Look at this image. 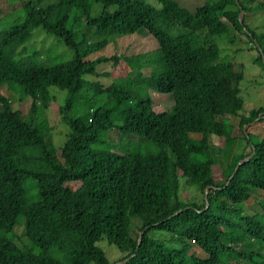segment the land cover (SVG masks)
<instances>
[{"label":"trees","instance_id":"trees-1","mask_svg":"<svg viewBox=\"0 0 264 264\" xmlns=\"http://www.w3.org/2000/svg\"><path fill=\"white\" fill-rule=\"evenodd\" d=\"M45 1L25 0L22 20L0 29V86L29 99L22 113L0 92V264H264V215L242 214L250 194L264 190V137L241 131L264 122V108L238 114L242 66L209 52L214 36L234 31L261 64L264 33L248 30L237 13L264 9V0L204 1L192 12L175 0H155L158 8L144 0ZM38 27L62 42L67 58L25 53ZM138 29L155 44L153 68L101 85L94 65L106 59L84 58L108 37ZM142 57L127 63L140 68ZM49 89L62 93L66 132L57 154L44 116ZM143 89L170 95L171 135ZM232 117L247 151L232 154L217 176L211 137L233 141L222 126ZM131 124L145 130L147 150L128 137ZM180 181L202 196L208 186L200 204L177 199ZM101 240L122 256L108 262Z\"/></svg>","mask_w":264,"mask_h":264},{"label":"rangeland","instance_id":"rangeland-1","mask_svg":"<svg viewBox=\"0 0 264 264\" xmlns=\"http://www.w3.org/2000/svg\"><path fill=\"white\" fill-rule=\"evenodd\" d=\"M25 0H0V29H5L15 21H20L23 18L21 5ZM146 3L154 8H158V4L155 0H144ZM180 7L186 8L192 12L201 2H211L213 0H175ZM51 2L50 0L43 2ZM46 6V5H44ZM228 8H233L228 6ZM240 19H243L245 27L255 34L264 33V9H254L249 13H242ZM232 35H218L214 36L213 46L209 49V52L213 55L218 53L235 55L236 58L241 60L242 66V78L238 82V95L242 101L241 109L238 114L241 116L247 115L251 108H264V65L256 63L254 60L251 63L248 58L255 59L256 53L252 48V44L243 35H239L236 32H232ZM233 44L231 46L230 44ZM23 48L25 53L30 54L33 51L39 53L38 58L45 60L44 55L46 53L58 58L65 59L68 57L69 52L65 49L64 45L59 39H56L50 34H46L41 28H36L32 31L28 39L23 42ZM231 47L233 49L231 50ZM155 44L148 34L141 29L136 30L131 35L127 36H116L112 35L108 37L103 47L94 53L89 54L84 60H92L96 57H102L106 59V62L95 64L94 69L99 73H104L100 77H96L101 85L106 86L113 79L118 77L133 76L136 70L141 71L142 74H147L150 69L154 66V50ZM138 55L144 58L142 67L137 68L134 63H127V60L136 57ZM114 58V60H112ZM141 60V59H140ZM232 62V60H231ZM153 71V70H151ZM144 93L151 100L152 109L155 112H162L166 117L165 130L167 136L171 135L170 131V116L172 111V103L170 95L158 94L150 91L149 89H143ZM1 94L9 101L11 109H17L22 113H25L28 109L29 99L22 97L19 99L16 93L5 89L4 85L0 86ZM49 95L52 96L53 100L50 101L44 110V116L47 119V124L50 128V135L52 145L55 148L56 154L60 147L66 127L59 121L57 106L62 102V93L54 89H49ZM225 125H222L229 134L235 139L229 143L221 144L216 135L211 137V142L218 151L217 164L213 168L212 172L218 174L219 171L224 167L225 162L235 153H245L246 148H243L242 141L239 140V130L237 128L238 119L232 117L224 120ZM248 123V122H247ZM252 124L247 125L244 130H248L251 133L256 134L259 138L264 137V122L259 121L254 126ZM221 125L216 127V133L219 132ZM128 135L129 138L135 139L140 142L142 150H147L150 144L145 139V130L137 124H131L129 127ZM115 131H110L108 135L109 139L115 140ZM117 148V147H116ZM218 176V175H217ZM249 183L253 184L252 181ZM203 196L196 185L186 186L180 181L177 192V199L184 204H200ZM264 204V190H255L250 196L243 202V215H260L264 213L260 207ZM16 233L20 235V230L17 228ZM17 243V241L15 240ZM96 246L102 251L104 257L108 262L113 263L117 261L122 254L116 251L112 245H108L104 240L99 241ZM74 249L78 258L84 259L87 254H83L78 246ZM73 249V250H74ZM264 251V250H263ZM91 264V263H87Z\"/></svg>","mask_w":264,"mask_h":264},{"label":"water","instance_id":"water-1","mask_svg":"<svg viewBox=\"0 0 264 264\" xmlns=\"http://www.w3.org/2000/svg\"><path fill=\"white\" fill-rule=\"evenodd\" d=\"M242 13H243L242 10L239 9V11H238V13H237V21H238V22H240V17H241V15H242ZM257 51L260 53L259 48H257ZM261 64H262V60H261ZM253 122H254V120H252V121H250V122H248V123H244V124L241 126V131L243 132L244 135H245V130H244V128H245L247 125L252 124ZM252 152H253V150H251L250 155L252 154ZM250 155H249V156H250ZM249 156L245 157L243 160L249 158ZM238 163H239V162H237L236 165H238ZM207 188H208V186L205 187V189H207ZM205 189H204V191H203V193H202L203 196H204V194H205ZM143 230H144V229H142V230L138 233L137 241H138L139 236H140V234L142 233ZM121 261H123V260H121Z\"/></svg>","mask_w":264,"mask_h":264},{"label":"crops","instance_id":"crops-1","mask_svg":"<svg viewBox=\"0 0 264 264\" xmlns=\"http://www.w3.org/2000/svg\"><path fill=\"white\" fill-rule=\"evenodd\" d=\"M214 1V0H213ZM231 46H233V44L231 43L230 44ZM233 49V47H231V50ZM231 60H232V63H241V60L239 58H236L235 55H232V54H229ZM248 60L252 63L254 59H250L248 58Z\"/></svg>","mask_w":264,"mask_h":264},{"label":"built area","instance_id":"built-area-1","mask_svg":"<svg viewBox=\"0 0 264 264\" xmlns=\"http://www.w3.org/2000/svg\"><path fill=\"white\" fill-rule=\"evenodd\" d=\"M260 58L264 60V48L260 50Z\"/></svg>","mask_w":264,"mask_h":264},{"label":"bare ground","instance_id":"bare-ground-1","mask_svg":"<svg viewBox=\"0 0 264 264\" xmlns=\"http://www.w3.org/2000/svg\"><path fill=\"white\" fill-rule=\"evenodd\" d=\"M261 60H262V64L264 65V60L261 58Z\"/></svg>","mask_w":264,"mask_h":264}]
</instances>
